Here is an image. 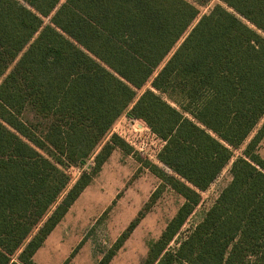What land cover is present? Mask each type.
Segmentation results:
<instances>
[{"label":"trees","instance_id":"1","mask_svg":"<svg viewBox=\"0 0 264 264\" xmlns=\"http://www.w3.org/2000/svg\"><path fill=\"white\" fill-rule=\"evenodd\" d=\"M212 1L0 0V264H37L113 152H134L106 141L123 115L165 142L171 173L145 161L161 183L98 264L166 188L185 202L139 264H264V0L202 15ZM231 162V182L170 252Z\"/></svg>","mask_w":264,"mask_h":264},{"label":"rangeland","instance_id":"2","mask_svg":"<svg viewBox=\"0 0 264 264\" xmlns=\"http://www.w3.org/2000/svg\"><path fill=\"white\" fill-rule=\"evenodd\" d=\"M217 3L218 0H214L209 5L201 7V14H207ZM147 88H150V84L146 86ZM113 134L115 132L111 130L106 141ZM241 152L242 149L237 150L235 158ZM259 154L264 158V141L259 147ZM145 161L150 160L135 150L131 155H127L118 149L96 178L92 188L72 208L58 232V243L52 241L43 247L38 253V261L42 264H65L67 261L68 264H98L138 216L161 183L160 179L145 167ZM154 164L171 173L160 162ZM231 164L232 162L215 183L202 193L200 205L169 245L170 252L175 251L179 242L203 220L222 190L231 182ZM90 165L91 162H88L85 169ZM69 174L75 182L81 170L71 168ZM116 190L119 192L115 193ZM182 202L183 198L180 195L171 188H166L124 246L117 251L110 264H139L147 255L150 244L160 237L167 223L176 215ZM75 250L74 256H71Z\"/></svg>","mask_w":264,"mask_h":264},{"label":"built area","instance_id":"3","mask_svg":"<svg viewBox=\"0 0 264 264\" xmlns=\"http://www.w3.org/2000/svg\"><path fill=\"white\" fill-rule=\"evenodd\" d=\"M112 130L136 152L153 163L159 162L158 156L165 142L141 122L122 116L116 121Z\"/></svg>","mask_w":264,"mask_h":264},{"label":"crops","instance_id":"4","mask_svg":"<svg viewBox=\"0 0 264 264\" xmlns=\"http://www.w3.org/2000/svg\"><path fill=\"white\" fill-rule=\"evenodd\" d=\"M118 149H116L114 152H113V154L117 151ZM113 154L111 155V157L109 158V160H111V158L113 157ZM128 155V154H127ZM109 160L105 163V165L103 166V168L107 165V163H109ZM103 168H102V170H103ZM101 170V172L94 178V180H93V182L88 186V188H86V190L82 193V195L80 196V198L75 202V204H77V202L83 197V195L87 192V191H89L91 188H92V186L95 184V182H96V178L103 172ZM158 178V177H157ZM112 185L110 184V187H111ZM119 191L118 190H116V192L115 193H118ZM179 195V194H178ZM182 197V196H181ZM183 198V197H182ZM116 201H114V203H115ZM185 202V200H184V198H183V202H182V204H181V206L183 205V203ZM74 204V205H75ZM74 205L70 208V210H69V212L67 213V215L64 217V219L60 222V224L55 228V230L48 236V238L46 239V241H45V243L43 244V246L38 250V252L35 254V256H34V261L37 263V264H42L41 262H39L38 261V253L40 252V250L43 248V247H45V246H47V244L49 243V242H52V241H54L55 243L57 242L58 243V235H59V231L61 230V228H62V226H63V224H64V222H65V220L67 219V217L69 216V214H70V212H71V210H72V208L74 207ZM144 219V218H143ZM142 219V220H143Z\"/></svg>","mask_w":264,"mask_h":264}]
</instances>
